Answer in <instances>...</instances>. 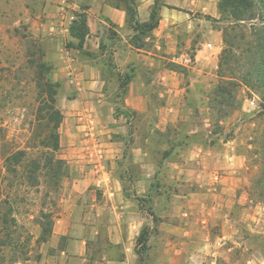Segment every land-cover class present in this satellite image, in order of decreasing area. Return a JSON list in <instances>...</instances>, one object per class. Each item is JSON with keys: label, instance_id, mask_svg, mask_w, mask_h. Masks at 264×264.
Returning a JSON list of instances; mask_svg holds the SVG:
<instances>
[{"label": "rangeland", "instance_id": "1", "mask_svg": "<svg viewBox=\"0 0 264 264\" xmlns=\"http://www.w3.org/2000/svg\"><path fill=\"white\" fill-rule=\"evenodd\" d=\"M219 1L205 0L207 14L195 13L193 31L171 53L162 49L153 66L131 55L126 67L115 54L120 45L115 26L89 17L95 0H0V264H264V91L240 81L253 84L246 42L239 62L232 63L234 75L218 71L220 56L207 44L213 43L211 29L223 39L226 23L216 21ZM80 13L88 15L100 39L97 52L91 41L85 45L93 57L71 47L69 28ZM126 30L131 43L134 33ZM153 41L154 35L143 38L144 51H155ZM205 47V62L180 63ZM42 64L49 68L46 78L60 84L57 106L64 121L58 157L70 167L56 192L44 177L32 186L22 167L16 173L5 168V159L18 151L27 152V162L42 156L37 140ZM95 69L102 87L94 84ZM138 75L149 84L144 112L128 107L129 87H123L126 94L121 89L126 76L134 81ZM231 76L240 85L231 89L230 106L220 108L214 91L231 88ZM168 106L177 113L166 124ZM188 130L197 144L179 146L167 157ZM110 141L122 144L114 174L122 198L93 182L102 177L98 170ZM201 143L207 160L197 155ZM138 148L148 154L142 163L134 160ZM42 212L52 215L53 230L70 223L66 239L52 235L46 243L38 241ZM144 227L151 232L146 247L138 240Z\"/></svg>", "mask_w": 264, "mask_h": 264}, {"label": "trees", "instance_id": "2", "mask_svg": "<svg viewBox=\"0 0 264 264\" xmlns=\"http://www.w3.org/2000/svg\"><path fill=\"white\" fill-rule=\"evenodd\" d=\"M107 4L125 12L126 25L134 33L130 44L134 49L138 50H147V44L143 42V38H153L154 30L160 25L161 10L163 7H168L165 0H155L150 10L149 20L141 22L139 20L138 0H107ZM218 12L221 20L216 21L226 23L222 28L224 47L220 54L218 71L223 77L229 75L228 71L231 72L230 75H234L231 68L232 63L245 50L242 49L241 44L246 42L248 45L246 51L253 57L251 73L253 84L249 81L247 82L245 78H242V80L240 78V81L241 83L244 81L246 86L250 85L256 91H264V0H220ZM69 34L73 40L71 44L73 49L83 56L93 57V53L88 52L85 48L87 38L90 35L88 15L86 13L78 14L77 20L69 28ZM113 35L117 34L113 33ZM102 49L103 46H100V50ZM235 62H239V60ZM39 68L40 105L37 111V120L40 132L37 133V140L38 146L43 149L42 156L27 162V152L18 151L5 159V168L8 173H16L17 167H22L23 177L32 186H38L40 179L44 177L48 182L50 191L56 192L60 188L62 181L70 175L69 165L65 160L58 157L61 150L60 128L64 121V115L57 106L60 84L46 78L45 73L49 72L46 64L40 65ZM231 77L229 78L231 88L222 85L218 86L214 91V102L220 108L222 106H230L227 103L234 97L231 89L240 85L238 84L239 82H236L235 76ZM124 81L121 89L126 94L127 90L123 87H129L133 81L132 76H126ZM262 100V107H264V95ZM215 109L216 107H214ZM217 113L221 115L223 112L217 110ZM196 141V134H192L188 130L183 134L180 144L172 145L165 154L167 157L173 155L177 147L190 146L192 143L194 145L197 144ZM152 217L156 220L155 214H152ZM39 225L41 227V235L38 241L46 243L53 235L54 220L52 215L42 212ZM150 234L151 232L147 227L142 229L138 240L143 246L148 241ZM67 237L64 236V239Z\"/></svg>", "mask_w": 264, "mask_h": 264}, {"label": "crops", "instance_id": "3", "mask_svg": "<svg viewBox=\"0 0 264 264\" xmlns=\"http://www.w3.org/2000/svg\"><path fill=\"white\" fill-rule=\"evenodd\" d=\"M140 5L138 8L139 11V17L141 22H147L150 18V10L151 7L154 5L155 0H139ZM166 4L168 7H163L161 10V21L160 25L157 29L154 30V52L151 51H144V50H138L134 49L131 44L129 43L128 36L130 35L129 32L126 30V14L124 11H121L119 9L113 8L105 3V0H95L94 4L92 5V8L89 9L88 13L90 14L89 17L91 18L97 17L99 22L105 23L106 20L110 21L114 26V31L118 35V43L120 45L115 49V54L117 55L118 60L121 62L120 66H126L129 67V57L137 56L139 59V62L144 63L148 66H153L156 62L158 57H161L159 54L161 53L162 49H167L168 51L166 53H171L172 50L178 48L180 39L183 35L191 33L192 30V24L194 23L193 19L195 17V13H201L203 15L207 14V11L209 9L208 3L205 2V0H166ZM210 6H213L210 5ZM180 14H185V18H182ZM215 14V11L212 13V15ZM102 18V20H101ZM104 19V20H103ZM185 21V22H180ZM91 28V26H90ZM127 31V32H126ZM94 29L91 28V34L90 38L88 37V42L86 44H89L91 41V44L94 43V51H98L99 49V41L100 39L93 36ZM210 37L208 36L209 40H211L213 43H208L207 48L210 49V51H213L216 55V58H219L222 50H223V39L220 32L215 31L214 29H211L209 32ZM96 41V42H95ZM111 41V40H110ZM126 45V47H124ZM206 50V47L203 50L198 51L199 54L194 56V59H196V63L200 61L205 53H208L209 50ZM127 50V54L124 55V51ZM128 56V57H127ZM134 59V58H133ZM144 59V60H143ZM144 61V62H142ZM202 62H205L204 60H201ZM86 69H90L91 67L86 66ZM93 70V69H91ZM94 79L97 80L94 82V84L100 83V86L102 87L101 83V75L98 73L97 69L93 71ZM98 82V83H97ZM91 83V82H90ZM147 88H149V84L145 83V76L144 75H138L134 78V81L130 83L129 89H128V95L126 99V104L129 107H132L135 111H147L148 110V104H146V100L149 97ZM139 99L138 104L135 105L132 101L134 99ZM131 100V102H130ZM148 102V101H147ZM165 118L166 124L169 123V116L171 113L175 112L177 113V110L175 107L168 106L165 108ZM109 149L105 152V154L102 157H105V166L100 167L98 171H102V177L99 179H93L94 185L99 187L101 190H105V192L109 193L110 196H116L122 198V183L115 177V171L117 168V161L120 160L123 156L122 154V144L116 143L113 141H110ZM205 145L201 143L200 147L198 148L197 155L198 157H201V159H206L209 154H204L202 151L205 150ZM139 155H135L136 159L135 162L142 163L146 160L147 153L143 151L142 148H138ZM141 155V156H140ZM207 160V159H206ZM111 165H110V164ZM97 221V219H96ZM61 221H57V225L60 224ZM58 227H55L53 230V237H58L59 235L67 236L70 232V223L63 222L62 228L60 230H57ZM109 233L111 235V227L109 228ZM139 232H136L135 236H138ZM120 243V242H117Z\"/></svg>", "mask_w": 264, "mask_h": 264}, {"label": "built area", "instance_id": "4", "mask_svg": "<svg viewBox=\"0 0 264 264\" xmlns=\"http://www.w3.org/2000/svg\"><path fill=\"white\" fill-rule=\"evenodd\" d=\"M196 62V59L189 57V56H182L180 58V63L185 67H190Z\"/></svg>", "mask_w": 264, "mask_h": 264}]
</instances>
